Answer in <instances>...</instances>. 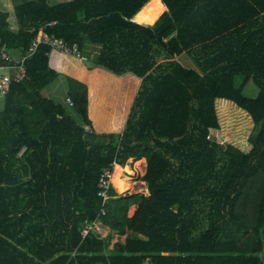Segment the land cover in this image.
<instances>
[{
    "label": "trees",
    "instance_id": "obj_1",
    "mask_svg": "<svg viewBox=\"0 0 264 264\" xmlns=\"http://www.w3.org/2000/svg\"><path fill=\"white\" fill-rule=\"evenodd\" d=\"M10 1V53L46 32L98 55L42 43L1 100L0 264H264V0ZM141 158L150 194L103 203L102 172ZM96 219L125 241L84 236Z\"/></svg>",
    "mask_w": 264,
    "mask_h": 264
},
{
    "label": "built area",
    "instance_id": "obj_2",
    "mask_svg": "<svg viewBox=\"0 0 264 264\" xmlns=\"http://www.w3.org/2000/svg\"><path fill=\"white\" fill-rule=\"evenodd\" d=\"M50 24H55V22H51ZM42 43L48 44L52 49L59 51L66 56H74L76 58L85 59V54H82L76 44H69L56 35H50L46 32H42L32 41L27 54L22 56L21 59H15L7 49L0 45V103L2 98L10 91L11 86L14 83L21 82L25 78V60L27 57L33 55ZM46 54L49 55L50 52L47 51ZM65 102L70 107L74 105V101L70 96H67ZM85 127L91 131V128L88 125ZM114 166L112 169H106L103 171L99 178V195L102 197L103 203H107L110 199L109 191L113 183ZM105 213L106 208L103 207L102 214ZM102 224L103 223L100 219H96L91 222L88 221L82 228V234L85 236L89 233V231H95L104 237L102 233ZM140 264H151V257L146 256Z\"/></svg>",
    "mask_w": 264,
    "mask_h": 264
},
{
    "label": "rangeland",
    "instance_id": "obj_3",
    "mask_svg": "<svg viewBox=\"0 0 264 264\" xmlns=\"http://www.w3.org/2000/svg\"><path fill=\"white\" fill-rule=\"evenodd\" d=\"M2 3H4L5 5L8 4V6L6 7H9V8H12V6H9L11 5V1L10 0H1ZM51 1H56V0H51ZM63 1V0H62ZM4 6V5H3ZM86 53H85V61L88 63V64H93L94 61L96 60V57L98 55V48L96 47H93L92 45H89L87 46L86 48ZM12 55H15V52H12L11 53ZM183 60L185 62H190V59L186 56V55H183L182 56ZM182 58L180 57V60L182 61ZM183 61V62H184ZM97 79H95L97 81V85L96 87H101L103 85H106L107 83V79H108V75H107V72H104L103 74H99L96 76ZM62 80L58 81H54L52 83V85H57V82H59V84L61 86H65L67 88V85H66V80L64 78H61ZM52 86L49 85L47 86L43 92L44 93H47L49 91V89L51 88ZM244 94L247 95V96H251V97H254L258 94V87L255 85V83L253 81H250L246 87L244 88ZM56 98V97H55ZM61 99L60 97H57L56 100H59ZM218 134V132H217ZM213 137V135H212ZM133 170L129 168V171L130 172H124L123 173V176L124 177H129L131 180V187L126 189L125 191H123V193H129V191L131 192H135V191H142V189L144 188V184L142 183L143 179H142V174L144 172V164L143 162L141 161H135L134 164H133ZM113 172L115 173V167H114V170ZM113 178H114V175H113ZM114 184V183H113ZM115 186V185H114ZM134 188V189H132ZM128 191V192H127ZM122 193V192H121Z\"/></svg>",
    "mask_w": 264,
    "mask_h": 264
},
{
    "label": "crops",
    "instance_id": "obj_4",
    "mask_svg": "<svg viewBox=\"0 0 264 264\" xmlns=\"http://www.w3.org/2000/svg\"><path fill=\"white\" fill-rule=\"evenodd\" d=\"M51 1V0H50ZM62 0H56L54 2H61ZM63 1H66V0H63ZM53 3V1H51ZM8 5V4H6ZM11 6V5H9ZM93 47H96V46H93ZM97 48V47H96ZM15 59H21L22 56H20V53L19 52H15V55H13ZM66 56V55H65ZM62 80L61 78L58 79V81ZM51 88L49 89V91L47 93H44L45 95L49 96V97H52L56 100L57 97H60L61 99L57 100V101H60V102H65V99L67 98L68 93H67V88L65 86H61L59 84V82H57V85H52L51 84ZM56 97V98H55ZM1 104V103H0ZM1 108V106H0ZM71 113H73L75 115V113L73 112V110L71 109V107L68 108ZM76 116V115H75ZM211 135H213V139L217 140L218 142L220 143H223L225 144V142L221 141V138H220V135H219V132L217 134V132H213ZM137 161H141L143 162L144 164V172L142 175L145 174L146 172V165H147V162H146V159L145 158H141ZM120 164H115V173H114V176H115V180H123V181H130L131 179L129 177H124L123 176V166H121ZM142 183L144 184V188L142 189V191L138 192V191H135L134 193L129 191V193H123L122 196H127V195H133L135 193H141L145 196H148L150 194V191H149V188H148V185L147 183L143 180ZM131 187V181H130V184L128 186V188ZM127 188V189H128ZM134 189V188H132ZM128 192V191H127ZM135 208H136V204H132L129 208V216H132L134 211H135ZM102 233H103V236L105 238H107L109 241H110V245L109 247L112 248L114 243L118 240H121V241H125L126 239V234H119L117 232H114L112 231L108 226L102 224Z\"/></svg>",
    "mask_w": 264,
    "mask_h": 264
},
{
    "label": "bare ground",
    "instance_id": "obj_5",
    "mask_svg": "<svg viewBox=\"0 0 264 264\" xmlns=\"http://www.w3.org/2000/svg\"><path fill=\"white\" fill-rule=\"evenodd\" d=\"M113 180H115V176H114Z\"/></svg>",
    "mask_w": 264,
    "mask_h": 264
}]
</instances>
